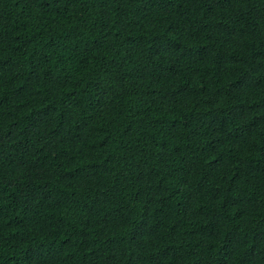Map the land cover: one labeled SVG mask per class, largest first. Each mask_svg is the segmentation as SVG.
Segmentation results:
<instances>
[{
	"label": "trees",
	"instance_id": "obj_1",
	"mask_svg": "<svg viewBox=\"0 0 264 264\" xmlns=\"http://www.w3.org/2000/svg\"><path fill=\"white\" fill-rule=\"evenodd\" d=\"M0 264H264V0H0Z\"/></svg>",
	"mask_w": 264,
	"mask_h": 264
}]
</instances>
